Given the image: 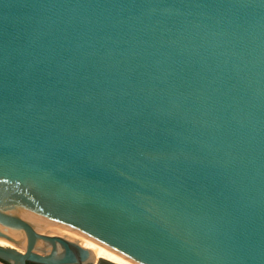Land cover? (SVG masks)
<instances>
[{
	"label": "water",
	"instance_id": "95a60500",
	"mask_svg": "<svg viewBox=\"0 0 264 264\" xmlns=\"http://www.w3.org/2000/svg\"><path fill=\"white\" fill-rule=\"evenodd\" d=\"M10 264H264V0H0Z\"/></svg>",
	"mask_w": 264,
	"mask_h": 264
},
{
	"label": "bare ground",
	"instance_id": "6f19581e",
	"mask_svg": "<svg viewBox=\"0 0 264 264\" xmlns=\"http://www.w3.org/2000/svg\"><path fill=\"white\" fill-rule=\"evenodd\" d=\"M0 245H1V246H8V247L16 248V249L20 250L19 247H17V246L14 245L12 242H10L9 240L4 239V238H2V237H0ZM88 252H89V255H90L89 257L92 258L93 262L97 261V260L100 259V258L106 259V258L101 257V256H99V255H97V254H95V253L90 252V251H88ZM106 260H108V259H106ZM108 261H110V262H112V263H114V264H121V263L114 262V261H111V260H108Z\"/></svg>",
	"mask_w": 264,
	"mask_h": 264
},
{
	"label": "rangeland",
	"instance_id": "374dc122",
	"mask_svg": "<svg viewBox=\"0 0 264 264\" xmlns=\"http://www.w3.org/2000/svg\"><path fill=\"white\" fill-rule=\"evenodd\" d=\"M101 259H103V258H100L98 260H101ZM90 260H92V258H90ZM98 260L96 261L97 262L96 264H114V263H112L106 259H105V262H103V263H101V262L98 263ZM0 264H10V263L0 260Z\"/></svg>",
	"mask_w": 264,
	"mask_h": 264
},
{
	"label": "flooded vegetation",
	"instance_id": "af4514ba",
	"mask_svg": "<svg viewBox=\"0 0 264 264\" xmlns=\"http://www.w3.org/2000/svg\"><path fill=\"white\" fill-rule=\"evenodd\" d=\"M0 260H2V259H0ZM2 261H4V260H2ZM6 262V261H5ZM99 262H101V263H103V262H105V259H101V260H98V263ZM97 262L95 261V262H93V260H91L88 264H96Z\"/></svg>",
	"mask_w": 264,
	"mask_h": 264
},
{
	"label": "trees",
	"instance_id": "16d2710c",
	"mask_svg": "<svg viewBox=\"0 0 264 264\" xmlns=\"http://www.w3.org/2000/svg\"><path fill=\"white\" fill-rule=\"evenodd\" d=\"M27 264H39V263H35V262L28 261Z\"/></svg>",
	"mask_w": 264,
	"mask_h": 264
}]
</instances>
